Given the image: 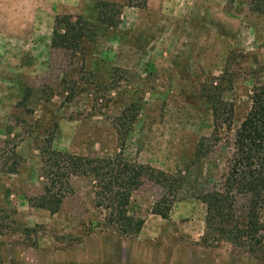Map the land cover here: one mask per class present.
Segmentation results:
<instances>
[{
    "label": "rangeland",
    "instance_id": "obj_1",
    "mask_svg": "<svg viewBox=\"0 0 264 264\" xmlns=\"http://www.w3.org/2000/svg\"><path fill=\"white\" fill-rule=\"evenodd\" d=\"M99 1L0 0V264H263L207 227L200 196L223 180L224 140L264 81V14L246 0H148L144 9L104 0L124 5L118 26L77 52L50 46L57 16L96 22ZM216 101L232 109L230 131L195 158ZM48 144L173 174L168 217L151 211L165 193L153 183L130 199L129 214L144 220L131 235L106 221L86 179L73 178L74 195L56 213L31 206ZM261 222L264 237V211Z\"/></svg>",
    "mask_w": 264,
    "mask_h": 264
},
{
    "label": "trees",
    "instance_id": "obj_2",
    "mask_svg": "<svg viewBox=\"0 0 264 264\" xmlns=\"http://www.w3.org/2000/svg\"><path fill=\"white\" fill-rule=\"evenodd\" d=\"M246 2L251 11L264 14V0ZM147 4L148 0H126L125 3L140 9L146 8ZM123 6L99 1L96 22L81 15L74 18L67 14L57 16L50 46L79 51L84 41L97 36L102 28L118 26ZM250 100V108L234 131L232 140L222 137L223 129L230 131L232 109L227 103L216 101L212 105V133L199 139L194 156L199 159L207 155L222 140L231 148L223 180L200 196L206 206V224L208 228L218 229L221 236L232 243L248 245L264 264L261 222L264 211V81L253 87ZM121 132L119 128V135ZM40 154L42 189L38 195L28 197L33 207L51 213L60 211L65 200L74 195L73 178L86 179L93 189L94 205L104 210L106 221L116 224L122 234L131 235L141 230L144 220L129 214L130 199L145 184L153 183L161 186L165 193L151 211L162 218L168 217L171 199L179 186L173 174L149 164L128 161L120 154L111 157L79 155L55 150L51 144L41 147ZM239 197L246 200L241 210L237 205Z\"/></svg>",
    "mask_w": 264,
    "mask_h": 264
}]
</instances>
